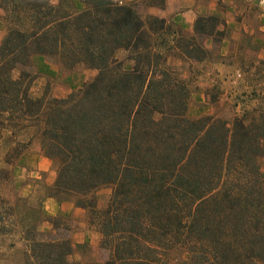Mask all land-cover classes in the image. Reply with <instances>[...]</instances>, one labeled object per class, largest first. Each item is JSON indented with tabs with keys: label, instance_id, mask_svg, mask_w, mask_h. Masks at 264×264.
Instances as JSON below:
<instances>
[{
	"label": "trees",
	"instance_id": "obj_1",
	"mask_svg": "<svg viewBox=\"0 0 264 264\" xmlns=\"http://www.w3.org/2000/svg\"><path fill=\"white\" fill-rule=\"evenodd\" d=\"M1 6L0 241L10 240L22 264H264V86L252 85L254 105L230 122L192 118L188 82L169 64L176 55L212 57L205 41L225 37L222 16L197 15L186 31L123 0ZM119 49L130 52L132 69L116 58ZM34 55L97 73L68 96L51 95L48 85L35 93L37 73L25 69ZM216 59L224 62L219 52ZM257 63L260 72L264 59ZM33 137L56 176L36 201L10 199L4 190ZM105 185L111 194L98 208L94 193ZM45 197L91 213L100 257L70 261L86 243L74 244L55 216L51 230H39ZM176 254L186 258L172 262Z\"/></svg>",
	"mask_w": 264,
	"mask_h": 264
},
{
	"label": "rangeland",
	"instance_id": "obj_2",
	"mask_svg": "<svg viewBox=\"0 0 264 264\" xmlns=\"http://www.w3.org/2000/svg\"><path fill=\"white\" fill-rule=\"evenodd\" d=\"M2 2L3 0H0V42L7 29L6 12L1 6ZM150 2L156 4L159 1L139 0L136 4L137 10L144 16L149 14L145 13V6ZM205 3L212 6V9L208 8L197 15L217 13L222 16L226 21L225 37L214 42L210 38L206 39L205 45L212 50L210 58L197 61L176 55L169 57V64L188 82L191 94L186 113L189 117L213 115L230 122L244 109L254 105V101L248 98L252 85L257 84L259 88L264 86V69L257 72L258 67L262 68L258 65L257 59H264V0H205ZM166 19L176 23L172 18ZM217 52L223 56L224 62L216 59ZM129 55L130 52L124 49H119L115 53L116 58L123 62L125 69H132L134 66V61L128 57ZM251 62L253 67H250ZM239 66H242L243 71L239 70ZM25 69L37 73L38 78L33 86L35 93H40L48 85L50 94L57 97L68 96L77 91L97 73L95 68L84 64L75 65L71 69L61 68L56 61L44 55H34ZM19 70V68L14 70L13 74L18 75ZM30 133L25 134L26 139ZM55 176L51 160L42 155L39 138L33 137L17 161L13 169V179L5 188L4 194L10 199L15 195H23L36 201L43 194V185L52 183ZM110 194L111 187L107 185L95 191L94 197L98 208L106 206ZM58 203L62 205L55 215H50L57 209L55 204L53 206L51 203H44L43 208L41 203L47 220L38 225L39 230H51L49 220L51 216H55L53 223L65 234L69 233L74 244L86 243L82 249L74 250L69 256L70 261L87 262L100 257L97 252L100 234L90 223L91 213L83 208H77L73 201ZM9 242L10 240L6 238L0 241V264H22L19 251L9 248L7 246ZM20 245L17 242V246ZM173 257L172 262H176L180 257L186 258V254H176Z\"/></svg>",
	"mask_w": 264,
	"mask_h": 264
},
{
	"label": "crops",
	"instance_id": "obj_3",
	"mask_svg": "<svg viewBox=\"0 0 264 264\" xmlns=\"http://www.w3.org/2000/svg\"><path fill=\"white\" fill-rule=\"evenodd\" d=\"M123 1L134 2L136 4L139 3V0ZM208 8L212 9V6L207 5L205 3V0H164L163 5L147 4L145 6V13L157 15L160 17L172 18L182 28L191 31L197 14L208 10ZM44 158L47 157L44 156ZM44 203H51L53 206L55 204V206L57 207V209L53 213H50V215H55L59 211L60 206L62 205V203H58L57 200L51 197H47L43 200V208Z\"/></svg>",
	"mask_w": 264,
	"mask_h": 264
}]
</instances>
